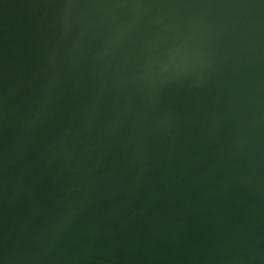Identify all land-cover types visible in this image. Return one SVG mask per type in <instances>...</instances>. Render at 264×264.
Masks as SVG:
<instances>
[{"label":"water","instance_id":"1","mask_svg":"<svg viewBox=\"0 0 264 264\" xmlns=\"http://www.w3.org/2000/svg\"><path fill=\"white\" fill-rule=\"evenodd\" d=\"M0 264H264V0H0Z\"/></svg>","mask_w":264,"mask_h":264}]
</instances>
